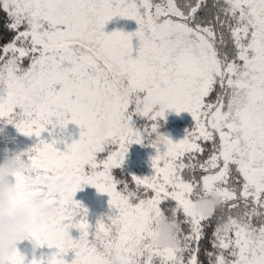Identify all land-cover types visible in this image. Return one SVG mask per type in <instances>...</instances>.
<instances>
[{
	"label": "snow or ice",
	"instance_id": "1",
	"mask_svg": "<svg viewBox=\"0 0 264 264\" xmlns=\"http://www.w3.org/2000/svg\"><path fill=\"white\" fill-rule=\"evenodd\" d=\"M0 8L15 33L0 55V120L37 138L12 174L17 196L39 195L58 209L29 236L36 246L57 249L47 264H66L69 251L71 264H154V257L160 264H200L204 222L214 211L198 213L194 202L213 193L228 213L213 228L208 264H264V0L210 6L207 0H0ZM115 16L134 20L137 30L106 34ZM166 109L188 112L194 121L178 142L158 131ZM133 116L151 121V131L132 127ZM69 123L79 126L80 138L64 150L55 146L62 141L40 139ZM146 133L155 150L153 174L132 176L130 190L112 169ZM205 152L206 160L196 158ZM198 169L199 180L184 178ZM84 184L106 194L115 209L109 223L101 217L91 232L87 210L73 199ZM141 188L150 197L142 198ZM166 213L176 223L175 243L153 247L146 241ZM72 228L78 239L69 235ZM9 264L26 261L17 250Z\"/></svg>",
	"mask_w": 264,
	"mask_h": 264
},
{
	"label": "rangeland",
	"instance_id": "2",
	"mask_svg": "<svg viewBox=\"0 0 264 264\" xmlns=\"http://www.w3.org/2000/svg\"><path fill=\"white\" fill-rule=\"evenodd\" d=\"M137 27L138 26L134 20L115 16L105 23L102 30L106 34L112 33L114 31L132 33L137 30ZM20 30H23V27H21ZM132 44L133 49H135L137 47V42L135 38H133ZM1 55H4V53L2 52ZM23 64L26 67L28 61L25 60ZM151 123L152 122L148 121L145 117L133 116L131 126L138 130L140 129L141 131L147 129V132H150ZM157 123L159 125V133L166 135L173 142H178L179 140L183 139L186 134V131L194 130V121L192 119L191 114L188 112L176 113L174 110L166 109L164 117L158 119ZM80 131L81 129L79 128V126L69 123L63 129L59 127L54 129L52 131L51 137L47 132L42 133L40 139H44L46 141L50 139L62 141L58 142L55 145L59 150L62 151L64 150L65 144H70L74 140H78L80 138ZM152 139H155V134H152ZM36 143L37 138L35 136H25L18 132L12 124L0 120V161L3 160L6 151L9 154L24 153L28 149L32 148ZM199 143L201 144V141ZM109 147H112V150H115L114 146ZM107 154V151L104 153H99L98 158L104 159ZM154 155L155 150L150 145V141L146 133L142 143H132L128 145V151L125 155L123 163L118 168L112 169V174L115 178L126 181L129 185L130 190H135L136 185L131 180L132 176H151L153 174V170L151 168V158ZM161 166H163L162 163ZM122 174H127L129 175V177L127 179L125 177H121L120 175ZM122 188V184L118 185V189ZM84 189H88L89 193L85 194ZM140 190L144 191L143 188H141ZM147 193V196L150 197L151 191L149 190ZM75 194L77 195L76 197H79L80 199L88 195L89 197H91V201H93L94 204L102 205L104 203H107L109 207L108 196L106 194L97 192L94 187L89 186L87 184L82 185L81 188L77 190ZM91 219L92 220L87 219L89 226L95 225L97 222V220H94L93 218ZM78 234L79 231L77 229H69V235L72 237V239H78ZM17 250L25 258L26 264L27 262L33 259L41 261L42 264H47V260L53 255V253L57 251L55 247L49 248L47 245L36 246L34 241L31 240V238H27L24 241H21L17 245ZM184 256L185 259H187L188 253H185ZM63 259L65 260L66 264H71V261L73 259V253L69 251L64 255Z\"/></svg>",
	"mask_w": 264,
	"mask_h": 264
},
{
	"label": "clouds",
	"instance_id": "3",
	"mask_svg": "<svg viewBox=\"0 0 264 264\" xmlns=\"http://www.w3.org/2000/svg\"><path fill=\"white\" fill-rule=\"evenodd\" d=\"M130 104H135L129 99ZM23 167L20 153L5 152L0 161V264H9L17 245L29 238L34 226L53 219L58 209L44 203L39 195H31L23 200L17 196V188L12 174ZM220 204L215 194L202 197L194 202V211L210 215ZM176 223L168 215L156 220L152 234L146 241L153 247L167 248L175 243Z\"/></svg>",
	"mask_w": 264,
	"mask_h": 264
},
{
	"label": "trees",
	"instance_id": "4",
	"mask_svg": "<svg viewBox=\"0 0 264 264\" xmlns=\"http://www.w3.org/2000/svg\"><path fill=\"white\" fill-rule=\"evenodd\" d=\"M153 3H161L162 0H152ZM207 3L208 5L210 6L211 3H212V0H207ZM201 15L203 16L204 15V12H201ZM8 23V18H7V14L5 11L2 10V8H0V55L2 54V47L4 44H6L7 42H9L11 40V38L15 35V33L9 31L7 28H6V24ZM215 93H213V97H214ZM201 145L208 148L211 146V142H202L201 141ZM196 158L200 161H204L208 158V152H205L203 153L202 155L201 154H196ZM184 162L187 163L188 160H187V156H185L184 158ZM204 173L202 172V170H197L195 171L194 173H189L187 171H185L183 173L184 175V178L185 179H189L191 178L192 176H194L197 180H199V178L203 175ZM121 177H125L126 179L129 177V175L127 174H122L120 175ZM85 191V194L89 193L88 189H84ZM140 196L143 198L145 196L148 195V193H145L144 191L140 190L139 192ZM77 195L75 194L73 196V199L75 201H78L82 207L84 209L87 210V219L88 220H92L91 218H93L94 220H98L100 219L101 217H103V219L101 220L102 223H109V220L107 219V216L108 215H111V214H114L115 213V209L113 208H110L108 207L107 203H104L102 205L100 204H94L93 201H91V197H89L88 195H86L84 198L80 199L79 197H76ZM83 196V194H82ZM90 203H91V207H90ZM172 202H169V203H165L162 205V207L164 209H167L170 204ZM90 211V212H89ZM228 213V204H224L223 206L221 205H218L216 207V209L214 210V215L213 217L211 218V220L209 221H205V236H204V239L201 240L200 242V250H199V253H198V260L200 261V264H208V259L205 255V251H215L212 247H211V244L209 243V240L211 238V234H212V231H213V228L215 227L216 225V222H217V218L220 217L222 214L224 216H226ZM167 215L170 216V213H166ZM178 220L181 221V230L184 234H188V228L189 226L187 224H184L183 223V220H184V217H183V214L180 213L179 216H178ZM255 223V221H254ZM95 225H91L89 227V231L91 232L93 229H94ZM79 235L80 233L78 234V238H79ZM193 246L195 247V243H193ZM143 259V257L141 258ZM154 264H160V260L158 257H154Z\"/></svg>",
	"mask_w": 264,
	"mask_h": 264
}]
</instances>
